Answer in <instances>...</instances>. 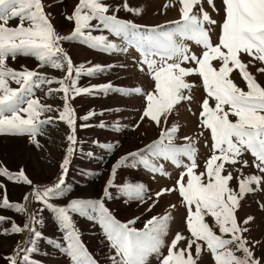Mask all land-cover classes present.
Wrapping results in <instances>:
<instances>
[{"label":"snow or ice","instance_id":"1","mask_svg":"<svg viewBox=\"0 0 264 264\" xmlns=\"http://www.w3.org/2000/svg\"><path fill=\"white\" fill-rule=\"evenodd\" d=\"M205 2L217 14L222 11V21L212 18L204 8ZM178 3L179 20L169 22V25L146 26L118 18L116 13L121 7L133 15L142 13V8L130 7L127 0L122 5H116L111 14V6L103 0H78L72 13L65 16V19L73 23V31L67 36H60L51 22V14L45 12L42 0H0V135H27L30 143L40 147L36 137L43 132L45 125L53 122L51 117L40 118L53 110L51 105L41 104L39 99L34 98L33 88H38L41 83L59 84V88L50 89L48 94L63 93V110L59 113V119L65 121L71 130L66 136L69 142L66 156L54 184L35 186L23 168L17 173L0 168V175L9 181L31 188V192L23 197L24 202L13 203L7 197L5 186L0 184V188L5 189L0 208L27 214L28 220L23 226L12 221L11 228L4 229L0 235L28 231L32 237L28 242L30 247L17 245L15 254L4 257L8 264H18L20 253H25L20 257L24 264H33L28 254L37 251L36 241L43 235L33 227V224L42 221L40 216L27 207L25 202L30 199L42 205L39 213L47 209L54 215L57 227L63 231V239L67 242L65 254L70 258V264H98L87 253L70 215H88L89 209L96 212L115 250V254L110 257L111 264H147V258L153 254L158 257L159 264H199L205 251L211 254L213 264H264V259L257 258L253 250L260 241L249 246L244 236L248 228L241 227L236 216L245 194L264 188V86L249 71V66H255V62H258L261 66L256 71L264 74V0H221L220 8H217L214 0H178ZM168 6L165 4L164 7ZM13 19H18L19 23L9 27ZM93 20L97 21L95 25L91 23ZM217 26L220 31L217 42H213L212 33ZM93 29L107 30L121 36L125 46L110 42L105 35L93 36ZM72 41L112 53H127L129 46H134L140 53V59L135 61L138 70L145 72L147 69V75L153 82L151 90L145 91L141 87L114 89L110 83L89 88L78 87L76 78L81 74L93 76L111 66H74L71 57L62 47V42ZM185 41H192L199 46L200 54L193 52ZM18 55L34 57L39 62L38 68L50 66L61 71L66 69L65 76L56 79L35 69L29 70L26 66L23 70L9 67V57L14 60ZM242 55L250 57L249 61H243ZM234 72L239 74L247 90L234 82ZM193 76L199 77L205 93L197 117L199 134L203 136L207 131L211 139V155L206 159L202 172H197L198 149L192 138L185 136L187 143L176 146L174 139L179 126L172 124L161 127L162 124L167 125L178 105L193 102L192 89L197 85L188 79ZM10 81L19 87H10ZM98 91H116L142 97L144 107L133 129L145 120L161 129L156 141L143 150L128 153L113 165L104 188V198L110 197L109 189L114 186L119 168L141 164L154 174L168 175L163 164L154 163L149 157L171 161L184 171L174 186L161 188L154 194L155 199L149 210L158 203L161 196L178 193L180 203L186 210L184 223L189 236L177 231L170 242H165L169 222L173 220L170 211H166L163 216H153L147 220L144 231H137L129 226L134 220L119 222L105 207L103 200L72 199L65 206L50 202L66 194L65 176L77 144L75 113L69 101ZM94 115V112H89L82 119L88 120ZM100 127L104 128L105 125L101 123ZM100 146L112 152L118 142ZM245 152L254 158L252 166L260 175L245 176L240 169H236L240 172L236 177L237 191L230 186L234 177L226 165L240 164L248 167L249 162L242 160ZM130 158L135 163L130 164ZM119 191L129 199L145 202L146 188L141 183H125L119 187ZM148 199H152V196H148ZM260 206L264 209V204ZM170 207L177 209L175 204ZM207 217L212 218V223H209ZM9 219L0 216V223ZM253 219L249 216L242 223L247 225ZM181 242L184 247L178 246ZM165 247L166 255L162 251ZM236 252H241L242 256H237Z\"/></svg>","mask_w":264,"mask_h":264},{"label":"rangeland","instance_id":"2","mask_svg":"<svg viewBox=\"0 0 264 264\" xmlns=\"http://www.w3.org/2000/svg\"><path fill=\"white\" fill-rule=\"evenodd\" d=\"M42 2L45 6V12L51 14V22L57 34L60 36L69 35L73 31L74 25L65 19V16L72 13L78 0H62V2L61 0H42ZM103 2L111 6L109 11V14H111L112 9L118 4L122 5L124 0H103ZM214 2L217 8L221 7V0H214ZM127 3L130 7L142 8V13L140 15H133L132 13L124 11L121 7L120 11L116 13L117 16L122 20L132 21L138 25L163 26L180 19L178 0H127ZM165 4L169 6L165 8ZM204 8L213 19L218 22L222 21V11L217 14L206 2L204 3ZM18 23V19H13L9 22L8 26L15 27ZM91 23L95 25L97 21L93 20ZM25 26H27V22ZM219 31L220 29L217 26L215 32L212 33L213 42H217ZM92 35H105L110 42L116 43L121 47L125 46V42L121 36H116L107 30L93 29ZM185 43L190 46L193 52L198 55L200 54L201 48L194 42L185 41ZM62 47L71 57L74 66L78 67L83 65L85 68L94 65L111 66L107 70L98 72L93 76L81 74L76 78L74 73L73 76L77 79V86L80 88H89L110 83L114 89L141 87L145 91H149L153 86V82L147 75V69L145 68V72L138 70L135 61L140 59V53L134 46H129L127 53L104 52L100 49H93L79 41L62 42ZM241 58L245 62H248L250 59L247 55H242ZM38 63L34 57H26L23 55H18L14 60L9 57L7 60V65L16 70H23V67L26 66L27 69H35L50 78L60 79L65 76L66 69L65 71H61L53 69L50 66L38 68ZM260 66L258 62H255V66H249V71L264 86V74L256 71ZM188 79L189 82H195L197 85L192 89L194 96L193 102L191 104L182 102L178 105L170 116L167 125L162 124L161 127L171 126L172 124L179 126V132L174 139L176 146H182L187 143L184 140L185 136L192 138V142L195 143L198 149L197 163L199 167L197 172H202L204 171L206 159L211 155V139L209 133L205 131L203 136L199 134L200 130L197 119L200 112L199 105L204 99L205 93L199 77L193 76ZM232 79L239 87L247 90L244 81L238 73L234 72ZM10 87L18 88L19 86L10 81ZM56 88H59V84L57 83H41L38 88H33L34 98L39 99L41 104L51 105L53 108L51 112H46L40 117L41 119L51 117L53 120L51 124L45 125L43 132L36 137L40 147L37 148L30 143L27 135H0V168H6L9 172L13 173H17L23 168L26 175L29 174L33 178L41 174L53 175L57 173L63 158L66 156V149L69 144L66 136L70 134L71 130L65 121L59 119V113L63 110V93L53 92L51 95L48 94L50 89ZM69 103L75 113L77 138L74 151L75 157L86 155L102 167L100 174L95 176V179L80 186L82 188L80 198L97 201L102 199L106 181L110 177L113 165L128 153H136L137 150H143L146 146L152 144L158 139L161 129L157 128L148 120L141 123L138 128L133 129V126L140 120L141 111L144 107V101L140 96L124 95L116 91H110L108 93L98 91L92 95L77 96L71 99ZM89 112H94L95 115L88 120H83L82 117ZM101 123L105 125L104 128L100 127ZM81 125H87V127H81ZM116 142H118V146L112 152H108L100 146L105 143ZM138 159L139 157H137ZM149 159H152L154 163L163 164L164 170L168 175L154 174L148 169H145L141 164H137L135 167L129 165L119 168L114 179V186L109 189L110 204L106 206L103 201L105 207L121 223L134 220L135 222L129 226L135 228L137 231H144L147 220L153 216H163L166 211H170L172 212L173 220L169 222L168 235L165 237V242H170L177 231L185 236H189L184 223L186 210L180 203L178 193L172 192L161 196L158 203L149 210V206L155 199L154 194L161 188L174 186L180 173L184 169L176 167L171 161L153 159L152 157H149ZM184 159L187 162L186 158ZM253 159L250 153L245 152L242 160L249 162L248 167H242L240 164L235 166L226 165L227 170L233 173L234 179L230 182V186L233 189L238 191V180L236 177L240 175V172L236 171V169H240L245 176L260 175L259 171L252 166ZM131 163H135V161H131L130 158ZM125 183L143 184L146 188L145 202L132 200L124 196L119 191V187ZM0 184L5 186L6 194L10 202L23 200L26 192H22L27 187L19 186V183L9 181L2 175H0ZM4 194L5 189L0 188V200H2ZM148 196H152V199H148ZM173 204L177 205V209L170 207ZM261 204H264V188L258 192L245 194L241 200L240 207L236 211V216L241 222V227L248 228L244 236L249 246L251 247L255 245L256 241H260L253 248L254 255L257 258L264 259V209L261 208ZM0 216L10 218L7 222L0 223V232L10 226L12 221L18 220V215L15 211L10 213L4 208H0ZM249 216L254 217V219L249 224L244 225L242 222ZM207 219L209 223H212L211 217H207ZM78 221L83 225V227L79 226L78 230L85 243L91 242V246L93 247L96 245V241L102 240V235L106 237L105 232L102 233L99 229L103 228L94 210L89 209L88 215H84ZM216 231L219 234L218 229ZM16 235H0V264H5L3 257L15 254L11 253V251L18 245L19 239L18 237L16 238ZM178 246L184 247L185 245L181 242ZM5 251L10 252L4 254ZM162 251L166 255L167 247L163 248ZM101 252L104 255V264H111L110 257L115 254V250L111 247L107 237L103 240ZM236 255L242 256V253L236 252ZM67 264H70V262H67ZM147 264H159L158 257L154 254L150 255L147 258ZM199 264H213L211 254L205 251L199 260Z\"/></svg>","mask_w":264,"mask_h":264},{"label":"trees","instance_id":"3","mask_svg":"<svg viewBox=\"0 0 264 264\" xmlns=\"http://www.w3.org/2000/svg\"><path fill=\"white\" fill-rule=\"evenodd\" d=\"M102 170V167L96 162L92 161L88 158L86 155L77 156L75 157V152L70 157V163L68 165V171L65 176V184L67 185L66 194L63 197L53 199L50 201L51 203L57 205V206H65L67 205L72 199H81L80 198V191L82 188L80 186L92 181L95 179V176H98ZM61 169L59 168L56 174L53 175H37L35 178L31 177L29 174L27 175L32 181L35 186L44 187V186H50L54 184L59 175H60ZM87 180V181H86ZM19 186L27 187V189L22 192L25 194H29L31 192L30 186L23 185L22 183H19ZM106 186V185H105ZM25 196V195H24ZM102 199L105 205L109 203V198H104V194H102ZM16 202H24L23 200H15L13 203ZM27 203V207L32 213H36L38 216H40L41 223L39 224H33V227H35L37 230L42 232V237L36 241V247L37 251L34 253H29L30 258L33 261V264H67V262H70V258L65 254V249L67 246V242L63 239V231L57 227L56 220L54 215L51 213V211L45 209L43 213H39V209L42 207L41 204L36 202L35 200H31ZM8 212H14V210L6 209ZM114 213V212H113ZM18 220L15 222L18 225L23 226L27 220V214H18L17 213ZM73 226L77 233L79 234L80 240L82 241L83 246L85 247L86 251L90 256L98 261V264H104V255L101 252V248L103 247V240H105V236L102 235V240L96 241V245L93 247L91 246V242L85 243L83 237L81 236V233L78 230V227L83 225L78 221V219H82V215H79L78 213H70ZM137 219V218H136ZM11 225L6 227L5 229H10ZM102 233H104V230L99 228ZM97 230V229H96ZM105 234V233H104ZM106 235V234H105ZM18 237V245L21 247H30L31 245L28 243L29 240L32 238L31 233L28 231L21 232L16 235V238ZM17 239V240H18ZM17 249V246L14 248ZM10 251H5L4 254H8ZM11 253H14V250L11 251ZM25 253H20V256H18V264H24L23 260L20 258ZM4 263L8 264V261L4 259ZM103 260V261H102Z\"/></svg>","mask_w":264,"mask_h":264}]
</instances>
